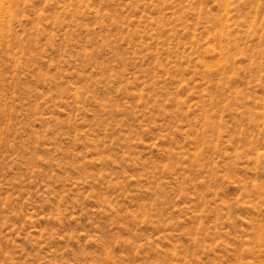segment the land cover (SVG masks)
Masks as SVG:
<instances>
[{"label": "rangeland", "instance_id": "374dc122", "mask_svg": "<svg viewBox=\"0 0 264 264\" xmlns=\"http://www.w3.org/2000/svg\"><path fill=\"white\" fill-rule=\"evenodd\" d=\"M0 26V264H264V0Z\"/></svg>", "mask_w": 264, "mask_h": 264}, {"label": "bare ground", "instance_id": "6f19581e", "mask_svg": "<svg viewBox=\"0 0 264 264\" xmlns=\"http://www.w3.org/2000/svg\"><path fill=\"white\" fill-rule=\"evenodd\" d=\"M1 2H2V0L0 1V5H1ZM10 3H11V6L13 5V3L10 1ZM4 7H5V2H4ZM7 9H9V8H7ZM5 11V10H4ZM11 12V11H10ZM8 13V12H7ZM3 15V14H2ZM1 27V26H0Z\"/></svg>", "mask_w": 264, "mask_h": 264}]
</instances>
